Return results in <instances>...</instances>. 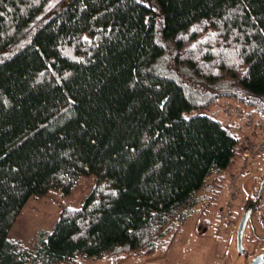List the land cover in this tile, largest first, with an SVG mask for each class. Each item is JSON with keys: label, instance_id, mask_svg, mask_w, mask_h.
I'll return each mask as SVG.
<instances>
[{"label": "trees", "instance_id": "obj_1", "mask_svg": "<svg viewBox=\"0 0 264 264\" xmlns=\"http://www.w3.org/2000/svg\"><path fill=\"white\" fill-rule=\"evenodd\" d=\"M222 98L264 114V0H0V264L152 254L237 154ZM89 175L33 250L9 236Z\"/></svg>", "mask_w": 264, "mask_h": 264}, {"label": "rangeland", "instance_id": "obj_2", "mask_svg": "<svg viewBox=\"0 0 264 264\" xmlns=\"http://www.w3.org/2000/svg\"><path fill=\"white\" fill-rule=\"evenodd\" d=\"M49 1L55 5L60 2ZM227 104L243 107L236 100L222 98L204 111L228 123L239 138L244 133H250L252 128L247 127L243 118L225 112ZM243 108L255 120L264 119V114L249 107ZM238 142L243 148L242 139ZM263 176L264 151L250 159L237 151L228 169L207 178L195 195L189 218L180 225L172 224L159 239V247L152 254L116 251L103 259L78 256L60 264H249L258 255L264 258V187L260 202L254 208L244 232L245 252H240L236 239L242 214L257 199L254 193L258 194V185ZM94 185L95 176L89 175L77 183L69 196L64 197L58 191L51 190L43 197H30L11 227L9 236L23 241L33 250L38 244L39 233L52 228L61 208L80 206ZM228 203H231L233 213L225 222H221L219 215L224 213ZM230 239L232 241L228 244ZM261 264H264V259Z\"/></svg>", "mask_w": 264, "mask_h": 264}, {"label": "built area", "instance_id": "obj_3", "mask_svg": "<svg viewBox=\"0 0 264 264\" xmlns=\"http://www.w3.org/2000/svg\"><path fill=\"white\" fill-rule=\"evenodd\" d=\"M225 112L231 116L243 118L247 127L252 128L251 132L240 138L237 136L238 141L242 139L244 147L239 146L238 152L245 158H253L264 151V119H256L247 112L241 105H228L224 107ZM232 199V198H231ZM231 203H228L224 213L219 215L221 222H225L228 217L233 213Z\"/></svg>", "mask_w": 264, "mask_h": 264}, {"label": "water", "instance_id": "obj_4", "mask_svg": "<svg viewBox=\"0 0 264 264\" xmlns=\"http://www.w3.org/2000/svg\"><path fill=\"white\" fill-rule=\"evenodd\" d=\"M263 187H264V177L262 179V182H261V185H260V188H259V191H258L257 199L247 206V208L244 210V212L242 214V217L240 219V222H239V225H238V228H237L236 239H237L238 246L241 249L240 250L241 253L244 251V245H243L244 232H245L247 224L252 219L253 210L256 207L259 199L261 198ZM251 264H259L258 258H255L251 262Z\"/></svg>", "mask_w": 264, "mask_h": 264}, {"label": "flooded vegetation", "instance_id": "obj_5", "mask_svg": "<svg viewBox=\"0 0 264 264\" xmlns=\"http://www.w3.org/2000/svg\"><path fill=\"white\" fill-rule=\"evenodd\" d=\"M243 252H245V248H244V251H243ZM255 258H258V262H259V264H261V262H262L263 259H264L262 256H259V255H258V256H256V257H254V258L252 259V261H253ZM252 261H251V262H252ZM251 262H249V264H251Z\"/></svg>", "mask_w": 264, "mask_h": 264}, {"label": "crops", "instance_id": "obj_6", "mask_svg": "<svg viewBox=\"0 0 264 264\" xmlns=\"http://www.w3.org/2000/svg\"><path fill=\"white\" fill-rule=\"evenodd\" d=\"M222 121H223V120H222ZM237 165H238V164H236V165H234V166H237ZM229 166H230V164H229ZM229 166H228V167H229ZM228 167H227V169H228ZM220 236H221V235H220ZM231 241H232V239L229 240L228 244H230Z\"/></svg>", "mask_w": 264, "mask_h": 264}]
</instances>
